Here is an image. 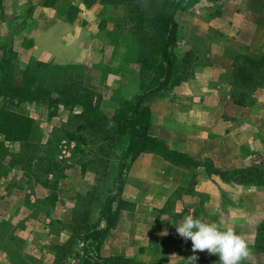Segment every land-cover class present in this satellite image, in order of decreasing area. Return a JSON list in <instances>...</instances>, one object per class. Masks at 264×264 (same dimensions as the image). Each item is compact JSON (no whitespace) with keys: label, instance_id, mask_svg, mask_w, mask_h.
<instances>
[{"label":"rangeland","instance_id":"rangeland-1","mask_svg":"<svg viewBox=\"0 0 264 264\" xmlns=\"http://www.w3.org/2000/svg\"><path fill=\"white\" fill-rule=\"evenodd\" d=\"M224 1L227 2L187 0L180 4L175 15L179 28L172 57L176 67L174 80L180 79L184 82L194 76L202 78L215 76L217 81L211 84L214 91H219L217 87L220 85V88L227 86L225 92L229 98L225 109L215 110L216 115L210 118L209 130H205L206 115L199 117L198 114L191 115V112L184 116L175 129L173 118L176 111L170 107V102L165 103L161 97L147 98L145 106L153 109L152 112H157V114L154 112L155 128L149 129V136L157 141L158 146L149 153L141 154L137 161L129 163V157L122 174L119 193L117 172L122 163V149L127 137L120 135L118 131L128 132V124L127 121L118 123L113 120L120 112H125L129 118L138 98L150 86V81L143 79L140 63L136 60L134 43L136 37L135 32L131 30L133 25L128 20L129 17L122 16L120 12L101 2L88 8L74 0L73 5L77 8V13L72 12L73 9H69L70 5H65L66 2L45 8L51 19L60 18L71 24L76 22L83 28L91 30L89 44L92 45L89 49L81 51L76 48L73 51L59 49L48 52L53 55L55 63H48L51 66L42 80L43 86L53 92L54 84L58 83L59 89L64 92L91 93V104L96 109L95 117L114 122L107 133L105 123H97V127L91 129L82 119H74V116L82 113V109L77 105L58 103L53 107L45 104L9 106L10 110L33 121L28 142L11 143L6 147L10 154L23 155L21 171L27 175L33 195L37 199L40 196L44 198L38 200V205L28 207L26 214L27 218L34 217L40 207L45 214H49L50 222L47 223L50 225L48 232L51 235L49 245L51 253L55 255L54 264L80 262L94 264V261L102 262L101 260L110 256H124L135 260L130 256L139 255L144 256L142 258L146 261L138 262L155 264L156 262H150L148 259L159 258L161 252L172 250V240L163 239V229L156 228V223L162 218L169 219L170 230L175 235V251H180L188 241H184L177 234L175 225L189 214L202 221L208 218L213 221L217 219V222L222 224L220 225L222 230L232 229L240 236H244L245 233L250 235L251 231L245 224L248 219L249 222L258 221L252 217H255L254 212H257V208L264 209L261 201L264 198V187L256 189L253 186L240 185L237 175L252 166L264 167V147L256 152L249 148L253 140L264 138V121L261 124L256 121L236 125L237 141L230 137L224 139V142L219 141L216 133L210 132L212 130L218 132V117L230 122L240 111L248 113L245 108L260 106L263 103L264 75L253 74L254 78L245 83L241 76H235V73L238 68L244 67V72H250L245 58L264 60V52H254L243 46L247 53L237 54L238 57L235 54L237 46L234 47L233 42H229L232 49L226 48L221 42L218 36L219 29L225 31L224 26L227 25V20L219 16ZM22 22L17 18L18 28ZM83 40L82 36L81 42ZM3 54L2 57L19 70L32 63L30 61L23 64L15 52ZM77 55L80 62L67 64L71 57ZM231 63L233 69L229 72ZM257 82L261 84L260 87L255 86ZM219 98L210 99L209 105L216 106L215 103L220 105L219 101L223 99ZM204 102L208 104L207 100ZM51 112L54 116H50ZM93 117L88 120H93ZM163 118L164 127L160 124ZM167 124H170V127H166ZM66 133L82 134L87 143L79 145L67 139ZM178 142L200 145L195 148L194 153H185L177 150ZM77 147L84 150L83 155L77 153ZM172 153L177 155L174 156ZM29 157L30 161L27 160ZM49 171L53 175L50 176ZM8 173L9 171L6 174ZM203 173L217 175L228 183L210 178L207 181ZM222 185L224 188L241 186L244 190L242 193L240 191L224 193ZM207 187L216 188L222 193H219L220 196H210L208 193L203 195L201 191L198 193L194 191ZM170 191L173 192L170 194ZM187 195H192L193 199L187 198L189 197ZM17 197L22 202L28 199L25 193L18 194ZM163 197H166L164 201ZM111 198L121 200L123 204L118 209L119 216L113 226L108 232L103 233L106 224L102 212L105 202ZM218 200L220 204L217 205ZM228 200L234 204L241 203L244 209L240 206L233 209ZM163 202L166 204L165 209L159 212L157 206ZM194 202L196 205L192 206ZM65 203L69 204L71 215L65 211ZM112 206L114 210L118 203L115 202ZM67 214L68 216L74 214L79 218L85 215L86 229L91 232L101 231L102 235L97 238L92 235L86 242L81 243L80 238L83 237L84 229L77 233L69 232L71 221H61L65 216L67 219ZM258 217L261 218L259 215ZM262 223L264 217L258 221L259 225ZM22 227L23 223L20 221L17 228ZM13 228L12 225L0 223L2 239L0 247L7 251L11 264H22L20 258L30 252V243L15 235ZM41 261L44 260L39 257L33 259L32 264H41Z\"/></svg>","mask_w":264,"mask_h":264},{"label":"crops","instance_id":"crops-1","mask_svg":"<svg viewBox=\"0 0 264 264\" xmlns=\"http://www.w3.org/2000/svg\"><path fill=\"white\" fill-rule=\"evenodd\" d=\"M225 2L226 1H224L221 10V15H219L221 19L227 20V25L224 26L225 31L221 28L219 29L218 36L221 42L224 43L226 48L230 47V49H232V47L229 42H233L232 45L234 47L237 46L235 48L236 56H238L237 54L243 55L247 53L243 46L248 47L254 52H264V0H227V2ZM49 15L48 10L41 7L39 0H0V58L4 55L3 53L8 54L15 52L23 64H27L30 61L55 63L53 62V55L51 56L48 53L51 50L60 49L73 51L77 48L78 51H81L91 47L92 44H89L91 41L89 39V37H91V30L83 28L76 22L71 24L66 23L64 19H51ZM17 18H20L21 21H23L19 28L16 23ZM230 21L232 22L230 23ZM217 23L221 22L217 21ZM82 36L84 38L83 42H81ZM77 57H71L67 61V64L80 62L81 60L78 55ZM230 65L231 69L229 72L233 69V64L231 63ZM215 81H217L215 76L208 78L194 76L192 79L186 80L174 87L170 92L160 93L153 95L152 97H161L162 101H165V103L170 102V107L176 111V116L173 118L175 129H177L180 121L184 119V116L191 112V115L194 114L195 116L198 114L199 117L205 114L207 117L205 130H209L210 118L212 119L213 116L216 115L215 110L225 109L229 98L228 94H226L227 92H225L227 86L220 88V85L217 87L219 91H214L215 89L211 87V84ZM216 97L217 99L218 97L223 99L221 102L219 101L220 105H217V103L214 102L216 106H210V99H216ZM205 100L208 101V104L204 102ZM146 103L145 100L144 105ZM210 108L212 109L210 110ZM151 110L153 109L149 108V128H155L154 112L155 114H157V112H152ZM245 110H248L249 112L246 113V111H240L235 116V119L230 122L218 117V132L212 130L210 133H216L219 141L223 140L224 142V139L228 137L237 141L238 133L236 132V125L239 126L240 124H246L248 122L255 123L256 121H259V124H261V122L263 123L264 101L260 106L255 105L253 107H247ZM167 117H165V119ZM165 119L163 118L160 123L163 127ZM195 124L199 123L195 122ZM166 127H170V124H167ZM187 143L188 145L184 144V142H178L177 150L185 153H194L196 150L195 148L200 145L198 143ZM202 145H204L203 142ZM263 147L264 138H262V140L255 139L249 144V148L252 149L251 151L253 152L260 151ZM135 161H137V159ZM203 175L207 178V181L209 178L214 179L217 182H220L221 180L219 176L214 174L206 175V173H203ZM254 188L258 189L261 187ZM222 189H225L224 193L238 191L242 193V190H244L241 186H228L227 188H224L223 185ZM173 191H170L169 193L171 194ZM194 191L195 193L201 191V194L203 195H207L206 193H208L210 196H220L219 193H222V191L210 187H207V189L197 188ZM22 193H25L26 197L28 196L26 202L20 201L19 197H17L18 194ZM160 193L164 194L163 191H160ZM187 196H189L187 198L193 199L192 195ZM166 197L162 198L163 201ZM42 199H44L43 196H40L37 199V197L33 195L29 186L28 177L20 168L15 167L11 169L8 174L0 175V223L12 225L14 227L13 230L15 235H19V237H22L26 242L28 241L27 243H30V252L20 258L22 264H32L33 259L36 260L39 259V257H42L44 260L41 261V264H54L55 255L51 253L49 245V242H51V235H49L50 232H48L50 225L47 224L50 222L49 214H45L41 207L35 213L36 215L34 217L27 218L28 214H26L28 207L38 205V200ZM213 199L216 200L215 198ZM228 201L233 209L237 206H242L241 203L234 204L233 201ZM261 201H263L262 206L264 207V198L261 199ZM213 203L216 202L213 201ZM218 204H220L219 200L217 205ZM194 205H196L195 202L192 206ZM165 206L166 204H164V202L159 204V206H157L159 207V212H162L165 209ZM214 207L216 208L218 206ZM64 209L70 214L71 208L68 203H65ZM241 209L244 208L241 207ZM217 210H220V208H217ZM259 210L261 211L258 213ZM254 213L255 217H252V219H258V221H260L261 218L264 217V209L257 208V212ZM70 215L67 219H65V216L61 221L71 220ZM258 215L261 217L260 219L259 217L257 218ZM20 221H22L23 227L18 229L17 224ZM203 221L206 223H216L221 229L220 225L222 224L217 222V219L213 221L208 218ZM258 221L254 223L249 222L248 219V222L245 224L251 232L250 235L243 233L244 236L241 237L245 239L247 243L254 242L256 228L259 225ZM170 224L171 222L169 219L162 218L156 223V228L159 227L160 229H163V239H165V241L172 240V250L161 252L159 258H150L148 261L156 262V264H186V259L193 254L191 241L189 240L186 243L183 250L175 251V235L172 233V230H170ZM1 244L2 239L0 238V245ZM208 254L209 253H207L206 250L204 252H197L196 255L199 259L196 264ZM130 257H133L137 261H146L145 258H142L144 257L142 255ZM0 264H11V261L8 259L7 251L3 250L2 247H0Z\"/></svg>","mask_w":264,"mask_h":264},{"label":"trees","instance_id":"trees-1","mask_svg":"<svg viewBox=\"0 0 264 264\" xmlns=\"http://www.w3.org/2000/svg\"><path fill=\"white\" fill-rule=\"evenodd\" d=\"M184 1L187 0H76L79 5L82 4L88 8L97 2H101L103 5L111 6L122 16L129 17L128 20L133 25L131 30L135 32L136 37L134 41L136 60L140 63L143 79L150 81V86L146 88L145 92L138 98L134 108L131 109L129 118L126 117L125 112H120L113 120L118 123L127 121L126 124H128V132L118 131L120 135H126L127 142L122 149V163L117 172V193L121 191L120 182L129 157V163L133 162L141 154L149 153L158 146L157 141L149 136L150 113L149 108L144 105L145 100L153 95L170 92L182 83L180 79L174 80L176 67L172 56L179 28L175 21V15L180 4ZM59 2H66L64 4L70 5L69 9H73L72 12L77 13V8L73 5L75 4L73 3L74 0H39L43 8H52ZM9 62L4 57L0 58V174L5 175L7 171L15 167L22 169L23 155L10 154L6 145L26 143L32 133L33 121L10 110L9 106L11 105L45 104L48 107H53L58 103L70 106L77 105L82 109V113L74 116V119H82L84 124H87L91 129L97 127V123H105L108 133L114 122L101 119L102 117H95L94 110L96 109L91 104V93L64 92L59 89L58 83L54 84L53 87L55 88L51 92L42 84V80L45 78L46 72L50 70L49 66L51 65L33 61L19 70ZM245 62L250 67V72H244V67V69L238 68L235 73V76H241L243 82H250L254 78L253 74L264 75L263 59L245 58ZM56 76L58 77V75ZM256 81L260 82V80ZM258 82L255 84L256 87L261 86ZM50 116H54L53 112L50 113ZM91 116H94L93 120H88ZM65 137L79 145L87 143L86 138L79 133H66ZM76 151L84 154L82 148L77 147ZM172 155L176 156L177 154L172 153ZM27 160L30 161L31 157ZM40 162L42 163L43 160ZM48 165L51 166V164ZM48 174L53 175L51 171ZM237 176L240 185L264 187V167L252 166L246 171L239 172ZM220 179L228 183L227 180L221 177ZM115 202L118 203V207L113 210L112 204ZM122 204L121 200L114 198L105 202L102 213H104L106 229L103 230V233L108 232L113 226L114 221L119 216L118 209ZM84 218L85 215L79 218L73 214L68 227V231L73 233L84 229L83 237L80 238L81 243L86 242L92 235H95L96 238L102 235L101 231L91 232L86 229L87 224ZM248 247L250 254L242 260L241 264H264V223L258 226L254 243ZM101 261H94V264H144L124 256H110ZM80 264L90 263L80 262ZM198 264H219L218 256H206Z\"/></svg>","mask_w":264,"mask_h":264},{"label":"clouds","instance_id":"clouds-1","mask_svg":"<svg viewBox=\"0 0 264 264\" xmlns=\"http://www.w3.org/2000/svg\"><path fill=\"white\" fill-rule=\"evenodd\" d=\"M175 228L184 241H191L193 254L186 259V264H196L199 259L196 253L205 250L217 255L219 264H241L250 254L247 241L232 229L221 230L216 223H206L191 214Z\"/></svg>","mask_w":264,"mask_h":264}]
</instances>
